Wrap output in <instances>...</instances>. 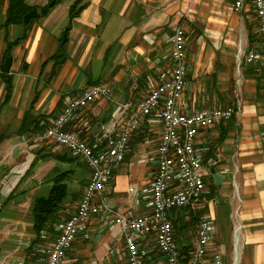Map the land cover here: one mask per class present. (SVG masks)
Here are the masks:
<instances>
[{"label": "crops", "instance_id": "0c3cea01", "mask_svg": "<svg viewBox=\"0 0 264 264\" xmlns=\"http://www.w3.org/2000/svg\"><path fill=\"white\" fill-rule=\"evenodd\" d=\"M48 1L24 0L27 5L35 6L39 16L30 22L27 36L22 39L20 25L5 23L9 0H0V74L4 59L10 57L9 70L4 74L12 81V92L4 100L6 85L0 75V128H5L0 134L11 129L0 141V264H46L40 254L27 257L37 240L31 207L36 197L45 196L46 175L34 167H23L26 153L31 154V161L34 156L55 161L52 171H62L60 167L65 164L76 174L73 163L78 157L69 153L74 161L68 163L45 156L63 153L50 151L52 147H46L39 139L47 126L16 133L32 100L30 117L43 115L50 123L69 98L90 85H106L110 96L90 103L67 125L93 148H98L100 125H106L116 134L134 104L156 84L158 74L170 69V39L174 28L182 23L188 29L193 26V31L185 33L187 37L188 32L194 33L202 45L201 53L206 56L204 61L194 62L191 77L186 79L177 102L179 111L190 113L200 107L228 105H233L235 110L229 119L196 132L197 146L206 148L202 152L203 170L209 192L169 217L184 221L190 218L189 212L203 208L201 215L214 218L212 248L220 253L222 264H264V78L260 64L244 61L245 52L255 48L258 37L250 1L236 12L233 0H78L80 9L71 21L68 9L76 0H58L47 15H40V6ZM66 28L67 35L61 38ZM16 38L21 41L12 43ZM60 38L66 47L61 65L64 68L51 77L54 60L50 58L56 53ZM7 46H11L8 53ZM214 63L218 64L217 70H213ZM16 65L19 69L14 71ZM188 69L186 49V72ZM159 132L158 120L140 119L139 128L131 138L137 140L138 162L131 160L133 154L127 162L129 169H119L122 163L115 166L105 187V198L115 207L133 209L136 213L145 211L144 204L134 205L133 198L140 188L148 186L150 169L154 166L146 159L156 145ZM142 143L146 146L141 150ZM31 147L33 153L29 151ZM211 168L221 178L218 185L214 184ZM50 172L51 169L47 176ZM89 175L90 172L83 176L84 181H79L85 185ZM129 187L134 192H128ZM68 199L57 218L61 211L64 216L75 209L77 201L69 206ZM216 218H230L231 224L221 229ZM102 224L93 220L90 237L74 240L67 253L68 261L126 264L119 230L113 228L101 236L106 230ZM177 239L182 244L181 236ZM94 243L103 246L102 251L96 250V255ZM227 248L231 255L225 254Z\"/></svg>", "mask_w": 264, "mask_h": 264}, {"label": "built area", "instance_id": "2783aa9c", "mask_svg": "<svg viewBox=\"0 0 264 264\" xmlns=\"http://www.w3.org/2000/svg\"><path fill=\"white\" fill-rule=\"evenodd\" d=\"M250 1L256 18L258 34L255 48L244 54L246 63H258L264 78V0H233L234 11ZM170 69L158 74V81L146 96L134 104V109L116 134L100 125L98 148H93L68 123L83 108L100 98H108L110 90L102 83L91 85L81 94L69 98L50 124L39 134L50 144L67 150L90 168V175L75 209L41 229L36 244L28 252L32 258L40 254L46 264H80L67 260V253L76 238L90 237V223L101 217L104 226L117 228L123 244L126 264H222L220 253L212 248L214 220L201 215L195 238L188 255L176 242L170 214L200 201L209 192L203 170V151L196 144V132L229 119L234 106L200 107L190 113L178 111L177 102L186 82V34L177 25L170 39ZM142 117L160 122L156 145L149 155L154 166L147 187L134 196V205L144 204V212L121 210L105 198L115 166L120 164L132 134L139 128ZM128 192H134L129 187ZM89 224V225H88ZM156 252L157 256L153 253ZM186 257V259H184ZM39 259H41L38 256Z\"/></svg>", "mask_w": 264, "mask_h": 264}, {"label": "trees", "instance_id": "16d2710c", "mask_svg": "<svg viewBox=\"0 0 264 264\" xmlns=\"http://www.w3.org/2000/svg\"><path fill=\"white\" fill-rule=\"evenodd\" d=\"M52 0H49L51 2ZM58 0H53V4L49 6V4H45L43 7L39 8L40 15L45 14L46 12V7H52ZM78 5V0L73 2L68 9V19L71 21L79 12L80 7L77 8ZM35 6H29L27 5L24 0H9V5L7 9V16L5 23H14L20 25L22 28H24V24L22 22L23 15L32 10ZM34 18H30L28 25ZM66 31L67 28L62 32L61 38L66 37ZM60 38V40H61ZM21 38H16L12 43L16 44L17 42H20ZM11 43V44H12ZM11 46H7V53L8 49ZM58 55L55 53L51 59L54 60L53 63V68L51 69V77L53 74H55L56 68H58ZM2 79L5 82L6 88H5V94H4V100H7L12 92V81L9 75L7 74H0ZM36 96H34L33 99H35ZM33 101L31 102L30 108L24 113L23 118L21 120L20 127L16 131L18 134L22 133H27L30 130H36L39 128H43L48 126L50 123L48 121L44 120L43 115H37L35 117H30V111L31 107L33 104ZM43 121L41 124H39ZM8 134H0V141L2 140L3 137H5ZM45 156L48 158H54V159H60L61 161H66L68 163L74 161V157H72L68 152H63L61 154L57 152L53 153H48ZM31 161L29 167L31 168L32 164H34V160ZM72 169L68 168L65 171H55L54 174L52 175V184L48 190V192L45 194V196H39L36 197L33 200L32 207H31V220H32V228L33 231L37 237L38 233L40 232L41 229H44L47 225L53 223L54 220L59 215V212L61 209H63V203L66 198L69 196V188H68V179L72 173ZM204 209L203 208H198L194 212H189L190 213V218H186L183 222V226H189L195 228V226L198 223V218L201 216L203 213ZM173 224L176 226L178 225L177 223L181 222L179 219L175 218L172 220ZM36 240V239H35ZM181 252L183 255H188L189 251L191 250V245H182L181 246ZM186 259V257L184 258Z\"/></svg>", "mask_w": 264, "mask_h": 264}, {"label": "rangeland", "instance_id": "374dc122", "mask_svg": "<svg viewBox=\"0 0 264 264\" xmlns=\"http://www.w3.org/2000/svg\"><path fill=\"white\" fill-rule=\"evenodd\" d=\"M40 7H43V6H40ZM54 7V5L52 6V7H46V12H45V15H47L48 14V12L52 9ZM36 20H38V17L37 18H34L33 20H32V22L33 21H36ZM41 22V21H40ZM181 25H183L184 27H185V31L187 32L188 30L189 31H193V26L192 27H190L189 29L186 27V25L184 24V23H182ZM186 34V33H185ZM61 42V41H60ZM60 42H59V44H58V47H57V49H56V54L58 55L57 57H58V62H59V68L58 69H56L55 70V74L54 75H56L58 72H60V71H62V69L64 68V66H61V65H63V61H64V57H65V55H66V47L65 46H62V47H60ZM186 43H187V61H188V65H189V69H188V72H187V77H186V79H188L189 77H191V74H192V72H193V66H194V62L196 61V60H200V59H202V61H204V59H205V56H206V54L205 53H201V51H202V45L201 44H199L198 42H197V39H196V37H195V35H194V33L193 32H188V37H187V34H186ZM50 60H53V59H51L50 58ZM215 63H217V61H215ZM213 64V66L214 65H216L215 66V68L213 69V70H217L218 69V64ZM18 65H19V63H18ZM18 65H16L15 66V68H14V71H16L17 69H19V66ZM210 80V79H209ZM231 85H232V83H231ZM231 96V95H230ZM209 97H211L210 95H207V98H209ZM203 100H204V98H202ZM205 102V101H204ZM209 104H211V103H209ZM201 105H204V104H201ZM214 105V104H213ZM213 105H211V106H213ZM5 128H0V132L1 131H3ZM10 128H8V130H6L4 133H2V134H8L9 132H10ZM136 132V131H135ZM134 132V133H135ZM133 133V134H134ZM133 134H132V136H133ZM132 136L130 137V139H129V142H128V144H127V146H126V151H127V149L129 148V150H128V152H127V154H125L124 155V159H123V161L121 162L122 164L120 165V167H119V169L121 168H126V169H129L130 167H129V164L127 163V162H130V160L129 159H131V157L133 156V154H135V157L134 158H132L131 160L132 161H135V162H138V158H137V156H138V146H136V143H137V140L135 141V140H133V141H131V138H132ZM152 137V136H151ZM150 137V138H151ZM146 145H144V143H142L141 144V150L145 147ZM46 147H48V148H50V147H52V149H50V151H62V152H66L67 150H65L64 148H59V147H56V146H54V145H52V144H49V145H46ZM47 148V149H48ZM46 149V150H47ZM135 149H136V151H135ZM30 153H33L32 151H33V148L31 147L30 148ZM47 151H49V150H47ZM68 152V151H67ZM134 152V153H133ZM68 154H69V152H68ZM26 155H27V157H25L26 159L24 160L25 162H27V164L29 165V163H30V161H31V159H32V156H31V154H29L28 152L26 153ZM149 158L150 157H148L146 160H147V162H149V163H151V161H149ZM36 161L34 162V164H32V168L34 167L35 168V170H39V172H41V173H45V175H46V177H45V181H44V188H45V194L48 192V190H49V188H50V186H51V184H52V175H53V173L55 172V171H52L53 169H54V167H53V163H55V161H51V160H47V159H35ZM78 160V161H77ZM21 161V160H20ZM152 164V163H151ZM27 165V166H28ZM73 167L76 169V174H74V173H72L71 175H70V177H69V179H68V184H69V190L71 191L69 194L71 195V196H73V198L70 196V197H68L69 199H68V204H69V206H70V204H72V202H76V201H78V197H79V195L82 193L81 191H83V186H85L84 185V182H80L81 180H83L82 178H83V176L85 175L86 177H87V175L89 174V172H90V168H89V166H87L86 164H83L81 161H80V159L78 158V159H76L75 160V162L73 163ZM119 165V164H118ZM117 165V166H118ZM150 166L151 165H147V168H150ZM153 168V167H152ZM49 169H51V172H50V174L47 176V173H48V170ZM65 169H68L67 168V165H65V164H62V166L60 167V170H65ZM121 171V173H125V174H127V170H125V171H123V170H120ZM153 170L152 169H150V172H152ZM75 172V171H74ZM113 172V171H112ZM74 175V177H72ZM130 179H135L134 177H129ZM80 180V181H79ZM150 180H151V176H150ZM150 180H149V182H150ZM84 181V180H83ZM149 182H148V184H149ZM86 183V182H85ZM147 184V185H148ZM3 197L4 198H6L4 195H3ZM72 198V199H71ZM75 204V203H74ZM65 216V215H64ZM60 217H63V215H62V211H61V214H60V216H59V218ZM59 218H56L57 220L59 219ZM98 221H100V222H102V220L100 219V218H96ZM214 219V218H213ZM227 218H216V224H217V226L219 227V228H221V229H226L227 227H228V225H230L231 224V220H230V218H228V220H226ZM95 220V219H94ZM56 220H54L53 222H55ZM222 221H224L223 223H221ZM93 222V221H92ZM91 222V223H92ZM198 222H199V218H198ZM215 222V221H214ZM91 223H90V225H91ZM103 223V222H102ZM173 223V222H172ZM183 221H181V222H179V223H177L178 225H174L173 224V228H174V236H175V239H176V242L178 243V244H181L180 242H179V240L177 239V236L178 237H180L181 236V242H182V244L180 245V246H182V245H188V244H190L191 245V243L193 242V240H194V238H195V232H196V227H197V225L195 226V228H193L192 229V227H189V226H183ZM98 224V223H97ZM89 225V224H88ZM90 225H89V229H90ZM103 226H104V223L102 224ZM105 228H106V230L102 233L101 232V236H105L106 234H107V230H109V231H111L113 228H108V227H106V226H104ZM111 229V230H110ZM100 236V237H101ZM222 242H224V241H222ZM100 243H97V245L94 243V247H95V249H94V254L96 255L97 253H96V250H98V251H102L103 250V246L101 247V246H98ZM228 247H229V244H228ZM101 250H100V249ZM106 249V248H105ZM228 250H229V248H227L226 249V251H225V254H228V253H230V255H231V252H228ZM100 253H102V252H100ZM153 255L154 256H157V254H156V252H154L153 253ZM230 255H227V257L230 259ZM226 261H229V260H226ZM225 262V261H224ZM230 263V262H229Z\"/></svg>", "mask_w": 264, "mask_h": 264}, {"label": "water", "instance_id": "95a60500", "mask_svg": "<svg viewBox=\"0 0 264 264\" xmlns=\"http://www.w3.org/2000/svg\"><path fill=\"white\" fill-rule=\"evenodd\" d=\"M52 4H53V0L49 3V6H51ZM38 16H39V13L37 12L36 8H33L32 10H30L29 12H27L26 14L23 15L22 22L25 26L23 28V33L21 35L22 39H25L27 36L29 19L30 18H37ZM63 41H64V39L61 40L60 47L63 46ZM9 66H10V57H6L3 61V64H2V72L3 73L8 72ZM210 173L212 174L214 184L218 185L220 183V179H221L220 176L215 172V170L213 168L210 169Z\"/></svg>", "mask_w": 264, "mask_h": 264}, {"label": "bare ground", "instance_id": "6f19581e", "mask_svg": "<svg viewBox=\"0 0 264 264\" xmlns=\"http://www.w3.org/2000/svg\"><path fill=\"white\" fill-rule=\"evenodd\" d=\"M175 29V28H174ZM186 49H187V47H186ZM245 61V60H244ZM253 63H255V62H253ZM261 66V65H260ZM91 86V85H90ZM90 86H88V87H86L85 89H83L82 90V92L84 91V90H86V89H88ZM82 92H80L79 94H81ZM78 94V95H79ZM213 107H217V106H213ZM178 111H179V109H178ZM75 132V131H74ZM78 135V134H77ZM79 136V135H78ZM80 137V136H79ZM41 141H43L44 143H46L47 145H49L50 144V142L48 141V140H45V139H41ZM202 160H203V158H202ZM31 163V162H30ZM30 163H29V165H30ZM28 164H27V162H25L24 164H23V167H27V168H29V165L27 166ZM89 178V177H88ZM109 202V201H108Z\"/></svg>", "mask_w": 264, "mask_h": 264}]
</instances>
